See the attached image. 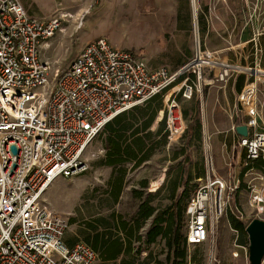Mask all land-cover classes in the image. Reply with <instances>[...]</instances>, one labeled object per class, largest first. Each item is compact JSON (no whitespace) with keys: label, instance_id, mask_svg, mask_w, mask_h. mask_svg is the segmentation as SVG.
<instances>
[{"label":"built area","instance_id":"built-area-1","mask_svg":"<svg viewBox=\"0 0 264 264\" xmlns=\"http://www.w3.org/2000/svg\"><path fill=\"white\" fill-rule=\"evenodd\" d=\"M241 3V32L250 33L246 43L261 53L250 67L198 49L174 71L150 69L138 54L98 37L66 67L52 70L41 54L62 30L61 19L34 17L20 0H0V264H96L90 246L66 244L67 224L47 208L43 195L56 180L86 170L82 156L106 124L156 96L164 133L177 140L186 130L180 101L201 97L205 86L225 81L228 73L250 77L236 96V115L247 129L237 145L245 167L253 161L262 166L244 175H264V103L258 100L264 98V0ZM236 189L213 176L194 190L185 207L187 246L208 240ZM250 203L262 214L263 191L252 190Z\"/></svg>","mask_w":264,"mask_h":264},{"label":"rangeland","instance_id":"rangeland-1","mask_svg":"<svg viewBox=\"0 0 264 264\" xmlns=\"http://www.w3.org/2000/svg\"><path fill=\"white\" fill-rule=\"evenodd\" d=\"M20 1L28 13L33 12L34 17H58L62 21V30L48 42V47H45L41 54L42 59L50 64L52 70L66 67L82 42L92 41L98 37H106L116 46L139 52L145 57L150 68L163 66L174 71L176 69L174 64L178 62L176 55L181 52L189 53V57L198 49L208 53L201 28L195 23V19L200 20L201 14L205 12L203 7L208 4L207 0H199V4L195 5L196 9L193 6L194 2L190 4L189 0H178L173 5L174 13L188 19L182 33L179 27L155 26L146 20L150 15L165 16L171 12V4L161 3L162 0L157 4L155 0ZM231 2L227 0L225 7L228 16L239 10L241 1L236 0L234 4ZM177 6L182 9L176 10ZM228 16L227 22H230ZM260 46L264 50L263 42ZM223 49H227L222 53L226 57L221 59L217 57L219 61L243 67H250L251 62L261 55L259 48L256 50L252 43L246 42H227ZM249 79L251 78L245 74L237 76L228 73L225 81L215 83L211 81V85L205 86L201 97L191 101H180L186 130L177 140H168L167 136L163 140L161 136L155 134L161 124L165 123L163 110L158 111L151 127L154 136L151 139L152 150L149 158L137 167H133L132 163L124 164L125 184L117 202L111 196L110 181L117 180L118 171L102 164L105 158L104 136L93 141L82 156L86 170L72 178L56 180L42 198L51 212L65 220L66 239L69 244L87 243V240L91 241L97 234H114L116 216L124 221H131L141 204L149 200H152L151 204L156 208L158 216L168 213L173 204L172 195L180 192L183 168L189 173L190 196L197 187L205 184L213 176L220 177L231 186L235 184L237 186L230 197L226 214L217 223L214 233L210 234L208 240L201 246L186 245L187 254L204 259L210 256L209 252L214 248L217 252L216 260L222 257L221 248L225 243L231 244L233 239L232 233L226 237L223 235V229L230 228V216L245 226L253 219L264 221V212L258 215L250 203L252 190L263 191L264 195V175L256 170H250L241 177L246 158L244 151L237 145L238 135L235 131V126H241L243 122L241 117L236 115L235 97L239 91L238 86L244 85ZM258 100L264 103L262 96H259ZM187 128L190 129L189 132ZM187 156L190 157L189 163ZM204 169L207 170V175L199 182L193 181V178ZM258 175L262 176V179ZM161 176L163 179L160 188L156 192L152 191L153 183ZM133 192H137V195ZM186 201L183 202L184 207ZM151 223L152 219L145 223L140 231L142 235L149 229ZM180 232L187 233L185 211L180 222ZM155 244L159 246L152 247V252L157 253L163 243L158 240ZM143 245L144 243L134 242L131 248L144 249ZM142 252L140 251V254ZM140 254L135 259L132 251L127 255V260L132 259L134 263ZM96 264L106 263L98 259Z\"/></svg>","mask_w":264,"mask_h":264},{"label":"trees","instance_id":"trees-1","mask_svg":"<svg viewBox=\"0 0 264 264\" xmlns=\"http://www.w3.org/2000/svg\"><path fill=\"white\" fill-rule=\"evenodd\" d=\"M242 86H238L239 91ZM161 109V98L156 96L143 106L134 107L130 111L116 116L111 122L106 124L102 133L98 136H104L105 158L102 164L117 169L119 174L115 182L110 181L111 196L115 202L118 201L125 184L126 169L123 167L124 164L132 163L133 167H137L149 158L152 150L151 139L154 136L151 127L157 112ZM189 131L190 129L187 128V132ZM155 134L161 136L163 140L166 138L164 123L161 124ZM186 159L189 163L190 157L187 156ZM251 168L262 171V166L259 162H249L248 166L241 172V177ZM180 179V192L177 195H172L173 204L168 213L158 216L156 208L151 204L152 200L146 201L141 204L136 216L131 221H124L119 216L114 218V234H97L91 241L87 240L85 244L98 254L100 260L108 261L115 260L121 254H130L131 245L134 242L144 243L147 246L161 240L168 252L166 259L169 261V253L172 249V264H176V257L180 260L178 264H182L186 257V241L185 234L180 232V222L186 207V204L184 207L183 202L190 196L189 173L185 168L182 169ZM133 193L137 195V192ZM150 219H152V223L142 235L140 231ZM229 223L240 235H244L245 225L242 222L230 216ZM68 246L71 247L72 245ZM140 251L141 248L138 247L135 249L134 254L139 255Z\"/></svg>","mask_w":264,"mask_h":264},{"label":"crops","instance_id":"crops-1","mask_svg":"<svg viewBox=\"0 0 264 264\" xmlns=\"http://www.w3.org/2000/svg\"><path fill=\"white\" fill-rule=\"evenodd\" d=\"M164 1V2H163ZM178 0H162L161 3H168L170 5L171 12L168 14L164 15H150L148 18H146L147 21H150L149 24L155 25V26H160V27H179L180 32H184L185 29L184 26H187L188 19L184 18L181 14L174 13L173 10L175 7L173 6L174 4L177 3ZM180 1V0H179ZM190 4L194 2V8L196 3L199 4V0H189ZM225 2H214V0H207L208 4L203 7V12L200 16L199 19H195L196 26H200L201 28V34L202 38L204 40V44H206V50L210 54H215L216 57H219L220 59L223 57H226L224 52H226L227 49H223L225 47V44L227 42H247L248 39L250 38V33L248 31L246 32H241V16H242V11H243V5L240 2V7L239 10L236 11L235 13H230V16L226 15V5H227V0H224ZM232 4L236 0H231ZM241 1V0H240ZM159 0H155V3L157 4ZM179 4V2H178ZM181 10L182 8L177 6L176 10ZM196 9V8H195ZM179 10V11H180ZM30 15H33V12L29 11ZM227 16L230 18V22H227ZM162 17V19L160 18ZM217 28V29H216ZM212 29V31H211ZM199 33V32H198ZM198 35V34H197ZM198 37V36H197ZM88 41L82 42V45L76 49V53L87 43ZM113 46L117 48H122L126 50H130L131 52H134L138 54L142 59L145 60V57L141 55L139 52H136L134 50H131L129 48H123L120 45H114ZM179 53V52H178ZM188 54H183L182 52L179 55H176V58L178 62L174 64L177 68H179L181 65L184 64L187 59H190ZM175 57V56H172ZM183 61V62H182ZM146 62V60H145ZM180 65V66H179ZM148 66V65H147ZM163 67V66H160ZM150 68V67H149ZM158 68L153 67L150 69H156ZM174 69V70H176ZM170 70V69H169ZM173 71V70H170ZM238 94V92H237ZM237 96V95H236ZM236 98V97H235ZM237 127V126H235ZM207 170H203L200 172L197 177L193 178V181L199 182L202 180L206 175H207ZM194 176V174H192ZM220 178V177H219ZM198 185V184H197ZM230 225V223H229ZM246 227V226H245ZM230 230V231H229ZM224 228L223 229V235L229 236L230 233L233 236L232 243L231 244H226L221 248L220 254L222 257H220L218 260H216L215 256L217 255V252L214 248H212V251L209 252L210 256L205 257L204 259L196 258L195 256H191L186 253V257L183 261L182 264H249L248 262V257H247V244H248V236L245 233V228H244V235H240V233L233 229L231 226L230 228ZM187 234V233H186ZM185 234V236H186ZM209 238V237H208ZM65 241L68 245H73L69 244L67 239L65 238ZM77 243V242H76ZM205 244V243H203ZM201 244V245H203ZM198 245V246H201ZM145 246L144 249L141 248V252L139 258L137 260H134V263L132 262L133 260L130 259L129 261L127 260V255L121 254L118 256L115 260H108V261H102L103 263L106 264H172L173 262V251L171 249L169 253V261L166 259V256L168 254L167 249L164 244H161V249L159 252H152L154 246H159V244H151V245H143ZM135 251L133 248L131 250ZM131 254V253H130ZM129 255V254H128ZM135 259L138 257V255L133 256ZM99 259V258H98ZM247 260V261H246ZM98 261V260H97ZM176 264L180 262L178 257L175 258ZM97 263V262H96ZM262 264H264V259L262 261Z\"/></svg>","mask_w":264,"mask_h":264},{"label":"water","instance_id":"water-1","mask_svg":"<svg viewBox=\"0 0 264 264\" xmlns=\"http://www.w3.org/2000/svg\"><path fill=\"white\" fill-rule=\"evenodd\" d=\"M235 131L238 136L246 137L247 129L244 125L237 126ZM15 153V148H12ZM248 236V262L249 264H262L264 259V221L253 219L245 227Z\"/></svg>","mask_w":264,"mask_h":264},{"label":"bare ground","instance_id":"bare-ground-1","mask_svg":"<svg viewBox=\"0 0 264 264\" xmlns=\"http://www.w3.org/2000/svg\"><path fill=\"white\" fill-rule=\"evenodd\" d=\"M68 17H71L70 15H67ZM162 113V112H161ZM161 116V115H160ZM162 176L159 178L158 181H156L155 183H153V188H152V191L156 192L160 186H161V182H162Z\"/></svg>","mask_w":264,"mask_h":264}]
</instances>
